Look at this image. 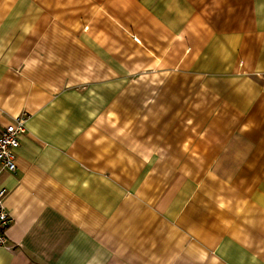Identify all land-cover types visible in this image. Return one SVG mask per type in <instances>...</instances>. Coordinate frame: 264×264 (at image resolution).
Wrapping results in <instances>:
<instances>
[{"label":"crops","instance_id":"1","mask_svg":"<svg viewBox=\"0 0 264 264\" xmlns=\"http://www.w3.org/2000/svg\"><path fill=\"white\" fill-rule=\"evenodd\" d=\"M18 118L0 264H264V0H0Z\"/></svg>","mask_w":264,"mask_h":264},{"label":"built area","instance_id":"2","mask_svg":"<svg viewBox=\"0 0 264 264\" xmlns=\"http://www.w3.org/2000/svg\"><path fill=\"white\" fill-rule=\"evenodd\" d=\"M24 118H18L11 125L5 127L0 133V175L3 172L13 174L16 172L15 150L20 146V138L25 133ZM7 190L0 186V228L5 230L10 224L4 200ZM7 239L0 235V246H6Z\"/></svg>","mask_w":264,"mask_h":264}]
</instances>
